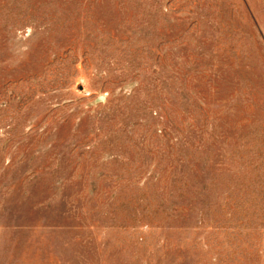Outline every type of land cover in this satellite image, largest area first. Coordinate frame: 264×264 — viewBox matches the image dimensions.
<instances>
[{
  "label": "rangeland",
  "instance_id": "1",
  "mask_svg": "<svg viewBox=\"0 0 264 264\" xmlns=\"http://www.w3.org/2000/svg\"><path fill=\"white\" fill-rule=\"evenodd\" d=\"M0 264H264V0H0Z\"/></svg>",
  "mask_w": 264,
  "mask_h": 264
}]
</instances>
